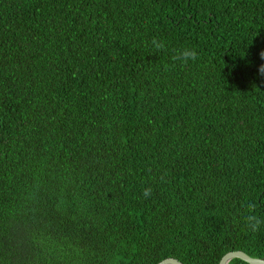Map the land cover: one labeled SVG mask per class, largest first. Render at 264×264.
Wrapping results in <instances>:
<instances>
[{
  "label": "trees",
  "instance_id": "obj_1",
  "mask_svg": "<svg viewBox=\"0 0 264 264\" xmlns=\"http://www.w3.org/2000/svg\"><path fill=\"white\" fill-rule=\"evenodd\" d=\"M261 50L264 0H0V264L264 259Z\"/></svg>",
  "mask_w": 264,
  "mask_h": 264
},
{
  "label": "clouds",
  "instance_id": "obj_2",
  "mask_svg": "<svg viewBox=\"0 0 264 264\" xmlns=\"http://www.w3.org/2000/svg\"><path fill=\"white\" fill-rule=\"evenodd\" d=\"M151 47L155 51H161L165 49V43L162 40H158L157 38L153 37L150 41ZM198 57V53L195 49L190 48H182L177 49L173 52L171 56V60L173 63L179 62L182 65H186L189 61H195ZM259 58L261 63L257 66L258 75L264 79V50L259 52ZM152 194V189L147 187L143 191V195L145 198L150 197ZM257 205L256 203L249 202L246 205L247 214L243 216V226L247 231L252 233L259 232L262 228H264V219H262L256 213ZM253 258H256L253 256Z\"/></svg>",
  "mask_w": 264,
  "mask_h": 264
},
{
  "label": "water",
  "instance_id": "obj_3",
  "mask_svg": "<svg viewBox=\"0 0 264 264\" xmlns=\"http://www.w3.org/2000/svg\"><path fill=\"white\" fill-rule=\"evenodd\" d=\"M232 260H240L246 264H264V259H253L242 252H231L222 257L219 264H229ZM159 264H181L177 260L167 259Z\"/></svg>",
  "mask_w": 264,
  "mask_h": 264
}]
</instances>
